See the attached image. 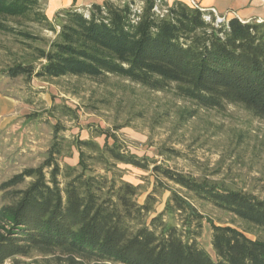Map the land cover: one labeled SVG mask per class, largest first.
I'll use <instances>...</instances> for the list:
<instances>
[{
	"label": "trees",
	"instance_id": "16d2710c",
	"mask_svg": "<svg viewBox=\"0 0 264 264\" xmlns=\"http://www.w3.org/2000/svg\"><path fill=\"white\" fill-rule=\"evenodd\" d=\"M32 13L56 36L49 48H36L37 64L8 68L11 77L117 75L156 90L174 83L201 106L240 104L264 117V21L228 18L184 0H103L62 9L51 20L40 0H0V28L13 30L4 20ZM64 130L55 124L41 165L3 185L10 201L0 206V264L33 251L59 252L62 264H264V240L216 224L193 201L264 228V198L151 162L115 138L69 140ZM72 147L77 165L63 164ZM119 164L153 174L144 202L141 186L126 180ZM29 178L26 187L10 189ZM164 192L170 194L157 212ZM205 222L214 255L200 244Z\"/></svg>",
	"mask_w": 264,
	"mask_h": 264
},
{
	"label": "rangeland",
	"instance_id": "374dc122",
	"mask_svg": "<svg viewBox=\"0 0 264 264\" xmlns=\"http://www.w3.org/2000/svg\"><path fill=\"white\" fill-rule=\"evenodd\" d=\"M48 1L40 0L41 11L53 20L55 15L51 18L47 14ZM34 18L32 13L4 20L13 30L0 28V206L10 201L4 183L43 163L57 123L64 125L62 135L69 140L94 138L103 144L115 138L151 162L264 198V117L240 104L201 106L181 96L174 83L156 90L117 75L53 80L11 77L8 68L17 63L37 64L36 48H49L56 36ZM21 31L31 32L33 37ZM59 106L74 109L76 117L64 115ZM99 130L107 133L97 136ZM69 152L71 155L61 162L77 165V149L72 147ZM119 167L126 180L141 186L139 202H144L153 190V174L131 165ZM30 181L10 189L24 188ZM169 194L160 196L157 212L164 210ZM193 201L216 224L237 227L250 238L264 240V228L249 225L211 204ZM200 244L214 255L208 222L204 223ZM63 257L59 252L33 251L3 264H62Z\"/></svg>",
	"mask_w": 264,
	"mask_h": 264
},
{
	"label": "crops",
	"instance_id": "0c3cea01",
	"mask_svg": "<svg viewBox=\"0 0 264 264\" xmlns=\"http://www.w3.org/2000/svg\"><path fill=\"white\" fill-rule=\"evenodd\" d=\"M102 0H49L47 14L53 17L58 11L67 8L90 7ZM174 1V0H173ZM195 3L203 9L215 11L228 18L237 16L242 20L264 21V0H184Z\"/></svg>",
	"mask_w": 264,
	"mask_h": 264
},
{
	"label": "built area",
	"instance_id": "2783aa9c",
	"mask_svg": "<svg viewBox=\"0 0 264 264\" xmlns=\"http://www.w3.org/2000/svg\"><path fill=\"white\" fill-rule=\"evenodd\" d=\"M193 4H195V3H193ZM195 5H197V4H195ZM215 12V11H214Z\"/></svg>",
	"mask_w": 264,
	"mask_h": 264
}]
</instances>
